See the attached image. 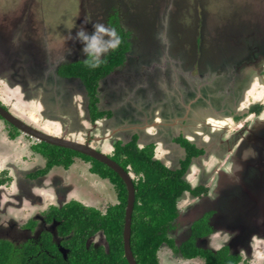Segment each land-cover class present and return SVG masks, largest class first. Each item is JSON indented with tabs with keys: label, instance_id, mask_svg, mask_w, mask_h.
<instances>
[{
	"label": "flooded vegetation",
	"instance_id": "af4514ba",
	"mask_svg": "<svg viewBox=\"0 0 264 264\" xmlns=\"http://www.w3.org/2000/svg\"><path fill=\"white\" fill-rule=\"evenodd\" d=\"M116 1L104 0L106 13L96 21L114 28L121 39L120 33L127 34V48L124 59L98 77L93 89L82 77L64 71L66 65L85 62L83 53L76 57L72 50L49 63L39 52V40L28 39V34L21 37L18 24L9 32L0 30V109L26 128L81 144L86 152L40 140L0 114V213L5 212L0 241L41 245L47 236L53 249L39 247V251L52 257L59 253L66 258L72 250L85 248L101 252L103 264H130L124 248L128 223L129 250L136 264H143L139 253L144 248L153 249V264H199L196 260L210 264L209 258L217 264H248L256 257V249L264 259V147L259 153L247 151L245 169L236 163L256 140L257 130H249L246 138L234 144L231 136L218 140L215 135L220 131L209 130L211 116L219 124L228 118L227 122L240 126L237 129L264 116V101H255L251 95L245 99L247 108L239 103L234 111L233 103L238 94L235 83L244 74L241 67L255 62V74L259 70L264 75L260 31L246 32L243 42L241 35H234L240 53L227 51L219 60L211 57L215 42L202 36L187 50L181 44L182 49L173 53L171 29L155 46L138 50L136 25L130 23L129 28ZM202 21L205 34L208 19ZM234 28L232 23L230 30ZM251 36L255 38L249 47L247 37ZM108 39L100 34L97 43L104 46ZM240 43L248 49L243 51ZM161 47L164 50L158 51ZM203 82H208L204 90L208 94L198 96L196 88ZM209 90L218 98L215 106L205 107L201 99ZM33 110L48 116L45 122L54 123L57 133L37 126L44 121L39 122ZM4 133L9 142L3 140ZM258 133V139H264V130ZM43 148L69 155V163L49 166ZM93 153L104 155L107 162ZM139 158L147 168L135 169L131 161ZM162 168L166 175L162 176ZM145 170L151 172L149 177ZM157 171L161 172L154 178ZM157 180L165 186L158 197ZM76 206L97 211L104 225L93 231L88 228L84 236L76 224L64 231L59 213L73 212ZM3 208L20 210L13 214ZM127 208H131L129 221ZM141 238L143 247L138 246ZM255 239L261 241L256 249ZM192 251L197 253L189 254ZM223 251L227 253L219 255Z\"/></svg>",
	"mask_w": 264,
	"mask_h": 264
},
{
	"label": "rangeland",
	"instance_id": "374dc122",
	"mask_svg": "<svg viewBox=\"0 0 264 264\" xmlns=\"http://www.w3.org/2000/svg\"><path fill=\"white\" fill-rule=\"evenodd\" d=\"M103 1L104 0H0V30L6 33L9 32L15 24H18L19 27L17 28L20 29L19 34L21 37L28 34V39L33 41L39 40L41 48L39 52L44 58H49V63L56 58L68 56L72 50H75L77 53L75 56L79 57L82 56L81 44L76 41L75 33L79 28L83 27L91 34L94 31L92 26L93 23H103L102 21H96L101 20L106 13V8L102 7ZM116 5L118 9H122L126 22L128 21L129 28L131 27L130 23H134L139 32L146 31L151 34L147 36L146 42H144V40L138 41L136 44L138 50H142L145 44H152L155 46L156 41L160 37H165L166 30L170 33V29H174L175 32L168 35L173 45V53H178L182 49L181 44H184L183 49L187 50L192 44L198 43L200 36H202L204 40H210L212 38V43L215 42L213 46L214 52L211 57L214 60H219V58L221 59L224 57L223 53L225 54V52H227V50H224L222 40L224 42H231L227 44L233 46V36L235 34L232 30L225 31L224 26L230 23L229 21L236 20L238 16H240V20L244 22L245 26H248L245 33L258 29L260 31H258V40L264 38L261 36L264 34V0H117ZM138 14L141 18L138 17ZM204 17L208 19L206 23L209 25L204 26V29L208 30L206 34L202 31V19H204ZM217 25L219 30L218 36H216L215 32H211V26H213V31H215L216 28H214V26L216 27ZM213 33L215 37L211 36ZM254 38L255 36H251V38L247 37V45L249 47H252ZM101 45L102 43H98V46ZM145 46L148 47L147 45ZM248 46L246 47V44H241L243 51H245L246 48L248 49ZM163 50L164 49L161 47L158 51ZM208 53L210 54V50ZM156 54L157 50L152 51L153 56ZM147 56L148 55H146V57ZM254 65H256L255 62ZM251 66L246 68V72L250 75V78L243 81L242 88L233 102L235 104L234 111L240 106L238 105L239 103H243L242 108H247L248 102L245 99L248 98L249 95H251L255 101H264V83H262L264 75L260 76L258 70L257 76ZM217 98L218 96L215 93V97H212L211 100V103L214 104H211V106H215ZM14 102V105L19 107V102L17 100H14ZM17 110L19 112V108ZM30 112H32V110ZM33 112L34 117L39 122L44 121L41 126L45 124V128L51 132L54 130V123L51 125L49 122H45L47 121L45 119H50L48 116L45 114L40 115L36 110H33ZM240 112L241 111H239V113ZM227 119L228 118H226L224 123L222 122L219 124L216 119L213 121L211 116L209 120V130H212L213 134L215 131H220L218 135H215L218 140H221L226 135L231 136L232 144L239 142L242 138H246L249 130H259L264 126V116L256 120H254L255 118L252 119V121L254 120L253 125H246L241 129H237L240 126L236 127L235 123L231 120L227 122ZM226 126L229 127L226 128ZM55 133L57 132L55 131ZM229 133H231V135ZM3 140L9 142V138L5 133L3 134ZM31 141L34 142L35 140L32 138ZM37 145L38 147L41 146V144ZM263 146L264 144L262 148ZM234 154L235 156L237 155L236 152H234ZM2 210H8L9 212H13V214H17L20 208H3ZM0 216V218H2L0 221L5 220L3 219L5 212L0 213ZM253 242L254 249L260 246L259 242L261 241H258V239H255ZM256 251L258 252L254 253L256 257H253L250 262L248 261V264H258L264 261V259H262L263 255L259 254L261 251L258 249H256ZM226 253L227 252L223 251L222 253L220 252L219 255ZM226 259L229 258L223 256V260ZM196 261L199 264L201 262L198 260ZM239 264L244 263L240 261Z\"/></svg>",
	"mask_w": 264,
	"mask_h": 264
},
{
	"label": "trees",
	"instance_id": "16d2710c",
	"mask_svg": "<svg viewBox=\"0 0 264 264\" xmlns=\"http://www.w3.org/2000/svg\"><path fill=\"white\" fill-rule=\"evenodd\" d=\"M138 17L141 18L139 14ZM229 22L230 23L224 26L225 31H231L230 30L231 24L234 23L235 28L234 30H232L233 33H235L236 35H241V37L243 38L244 37L243 34L248 29V26H245L244 22L240 20V16H238L236 20ZM119 29L120 31H122V28ZM172 32L174 33L175 30L173 29ZM122 33H120L122 37L120 46L117 49H115L113 53H111L109 57H107L103 62H100L97 67L91 68L85 62H78L76 64H73L71 67H69V65L64 66L65 73L78 75L82 77V79L85 80V82L87 83L88 88L93 89L98 77L102 76L103 73L109 70L111 66L120 63L124 59L123 51L127 48V41L125 40L127 34L124 35ZM138 34H139L138 40L139 41L144 40V42H146L147 36L151 35L146 31L144 32L138 31ZM215 34L219 35L218 25L216 26ZM136 36L137 35L134 34L133 38H135ZM243 40L244 39H242L240 42H242ZM227 43H231V42L229 41L224 42L222 40V44L224 45L223 46L224 50L230 51L231 53L233 52L237 54L240 53L241 49L238 48L239 46H235V43H233V46ZM103 66L105 68L103 70H100V67ZM41 150L44 154H46V156H48L49 166L58 163H61L64 166H66L69 163V155L60 156L58 154L59 152L52 150L51 148H43ZM131 162L133 163V166L135 167L136 170H138L140 167L147 168V166L142 162L140 158L139 160H133ZM160 172L157 171L154 178H156L158 174H160ZM150 174H151L150 171L145 170L146 177H149ZM163 174L166 175L164 169L162 171V176ZM151 179H153V176L151 177ZM155 188L156 190H158V192L156 193V197H158L160 195V191L162 189H165V186L162 185L161 182L157 180L155 184ZM77 206H76V210L73 212L61 211L59 213V217H63V222L61 226L64 227V231H67L69 229L70 227L69 225L76 224L78 226V230L84 236L85 231L88 228H91V230L93 231L97 227L104 225V222H100V219L98 217L99 214L97 211H90V209L87 210L81 208L79 209ZM158 210L160 214L165 213L164 208H158ZM138 246L139 247L145 246V242L142 238L141 240L139 239ZM39 247L53 249V245L50 242L49 237L47 236H44V241H42L41 245L39 244V242L38 243L27 242V244L24 246H15L12 242H9L7 240H2L0 241V264H103V262H105L102 253L99 251L98 252H94L91 250L87 251L85 250V248L84 249L82 248L80 250H72L66 256V258H63L59 253H57L56 256L52 257L44 251H39L40 250ZM51 252L53 251L51 250ZM152 252L153 249H150L149 251L148 249L144 248V250L141 251V253H139L143 264L154 263ZM196 253H197L196 251H192L189 254L194 255ZM208 261L210 264H217V261L215 259L213 260L209 258ZM232 262H234V260ZM229 263L230 262H218V264H229Z\"/></svg>",
	"mask_w": 264,
	"mask_h": 264
},
{
	"label": "water",
	"instance_id": "95a60500",
	"mask_svg": "<svg viewBox=\"0 0 264 264\" xmlns=\"http://www.w3.org/2000/svg\"><path fill=\"white\" fill-rule=\"evenodd\" d=\"M247 65H249V64L247 63ZM247 67L248 66L241 67V69H240L241 73L243 72L244 74H241V77L242 78L239 79V80H237L236 83H235L234 91H236V92H239L240 89L242 88L243 81L245 79H249L250 78V75L247 74V72H246V68ZM251 67H253L252 70H254V72L257 70V68L255 67V65H253ZM207 85H208V82H203V83H200L197 86L196 90L198 92V96L200 95L201 92L208 94L207 92L204 91L205 88L207 87ZM208 92H209V95L208 96H204L201 99V102L203 103V105L205 107L206 106L207 107H210L211 104L212 105L214 104V103H211V100H212V97H215V94H213L211 92V90H209ZM0 114H1L2 117L7 118L9 121H11L16 126H18V128L24 130L26 133H28L30 135H33L34 137L39 138L40 140H43V141H46V142H49V143H53L55 145L64 146V147L72 148V149H75V150H80L81 152L86 153L85 150H84L85 147H83L81 144H78V143H75V142H72V141L69 142V141L64 140L62 138H59V137L47 136V135H44V134L40 133L39 131L26 128L25 126H23L19 122H16L13 119H11L9 117L8 113L6 111H4L3 109H0ZM262 130H264V127L260 128L259 130H257V132H255L256 135L254 136V138L256 140L255 141H251V143L246 147V149L244 151L243 159H237L236 160L237 161L236 163H240L242 165V168H244V169L246 167V164L245 163L247 162L248 157H249V155L247 154V151L248 150H252V153L254 151H256V153H259L261 150H263L262 145L264 144V141H263L262 137L258 139V137H259L258 131H262ZM248 147L250 149H248ZM92 155H94L97 159H100V160H103V161H106L107 162V159L102 154H98V153L97 154H94L93 153ZM234 160H235V158L233 159V162H234ZM256 162H259L260 163V159L256 160ZM130 210H131V208H127V211H126V215H127V220L128 221L130 219ZM128 233H129V228H128V223H126V228H125V232H124L125 255H126V257H127V259H128V261H129L130 264H136L135 261L133 260V257H131V253H130V250H129Z\"/></svg>",
	"mask_w": 264,
	"mask_h": 264
},
{
	"label": "clouds",
	"instance_id": "9594fccd",
	"mask_svg": "<svg viewBox=\"0 0 264 264\" xmlns=\"http://www.w3.org/2000/svg\"><path fill=\"white\" fill-rule=\"evenodd\" d=\"M92 26L94 31L91 34L85 28H79L75 33V39L81 44V52L86 56L85 63L89 67L95 68L99 65L101 57L120 46L121 38L114 28L109 29L103 23H93ZM100 34H106L109 37L104 46H98L97 41Z\"/></svg>",
	"mask_w": 264,
	"mask_h": 264
},
{
	"label": "bare ground",
	"instance_id": "6f19581e",
	"mask_svg": "<svg viewBox=\"0 0 264 264\" xmlns=\"http://www.w3.org/2000/svg\"><path fill=\"white\" fill-rule=\"evenodd\" d=\"M37 126H41V125H37ZM41 128H42V129H46V130H47L46 132H51L50 130H48L47 128H45V126H41ZM51 133L56 134V133L53 132V131H52Z\"/></svg>",
	"mask_w": 264,
	"mask_h": 264
},
{
	"label": "crops",
	"instance_id": "0c3cea01",
	"mask_svg": "<svg viewBox=\"0 0 264 264\" xmlns=\"http://www.w3.org/2000/svg\"><path fill=\"white\" fill-rule=\"evenodd\" d=\"M53 132H55V130H53Z\"/></svg>",
	"mask_w": 264,
	"mask_h": 264
}]
</instances>
